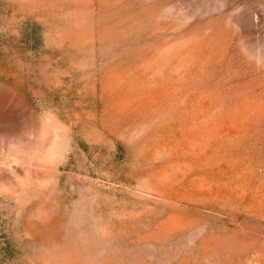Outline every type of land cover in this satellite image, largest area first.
Here are the masks:
<instances>
[{
  "label": "rangeland",
  "instance_id": "1",
  "mask_svg": "<svg viewBox=\"0 0 264 264\" xmlns=\"http://www.w3.org/2000/svg\"><path fill=\"white\" fill-rule=\"evenodd\" d=\"M0 264H264V0H0Z\"/></svg>",
  "mask_w": 264,
  "mask_h": 264
}]
</instances>
